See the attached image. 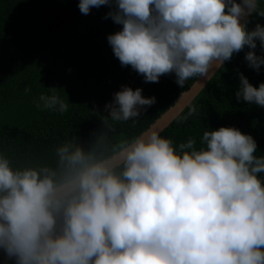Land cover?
I'll list each match as a JSON object with an SVG mask.
<instances>
[{
    "label": "clouds",
    "instance_id": "obj_1",
    "mask_svg": "<svg viewBox=\"0 0 264 264\" xmlns=\"http://www.w3.org/2000/svg\"><path fill=\"white\" fill-rule=\"evenodd\" d=\"M264 0H79V10L109 6L122 25L107 39L122 66L145 82L175 73L183 86L222 68L245 46L259 71L257 40L241 19L264 17ZM237 100L264 107V83L241 73ZM212 77H208L211 79ZM56 89V88H53ZM30 88H25L29 92ZM156 102L122 86L106 104L104 130L88 148L78 137L55 147L51 161L13 166L0 152V249L16 264H264V157L234 127L205 130L201 147L174 146L154 127L120 139L115 124L136 121ZM38 109L67 112L58 94ZM196 114L190 106L188 116ZM184 117V120L188 118Z\"/></svg>",
    "mask_w": 264,
    "mask_h": 264
},
{
    "label": "trees",
    "instance_id": "obj_2",
    "mask_svg": "<svg viewBox=\"0 0 264 264\" xmlns=\"http://www.w3.org/2000/svg\"><path fill=\"white\" fill-rule=\"evenodd\" d=\"M78 4L79 0H0V152L12 159L14 167L51 161L55 147L70 136L88 148L94 135L104 130L105 105L113 102L122 86L142 89L145 98L155 97L156 102L144 106L135 122L115 124L120 139L140 135L197 78L180 86L175 73H170L158 83L145 82L130 65H121L108 43L110 34L122 30V25L105 18L112 9L93 7L84 15ZM257 24L264 26V17L253 13L247 29ZM250 50L245 46L234 53L190 105L196 114L188 116L189 106L161 136L177 147L194 138L199 148L205 130L234 127L251 135L257 143L254 155L264 157V107L236 98L239 74L254 87L264 83V65L257 71L245 59ZM254 51L264 57L259 40ZM53 92L68 103L67 112L36 107L42 93ZM258 175L264 181V173ZM0 264L16 262L0 249Z\"/></svg>",
    "mask_w": 264,
    "mask_h": 264
},
{
    "label": "water",
    "instance_id": "obj_3",
    "mask_svg": "<svg viewBox=\"0 0 264 264\" xmlns=\"http://www.w3.org/2000/svg\"><path fill=\"white\" fill-rule=\"evenodd\" d=\"M250 16L243 17L241 23L248 22ZM227 61L224 62L226 64ZM220 70L218 65L213 64L210 68L208 77H214L216 73ZM208 77H197L195 82L191 87L176 100V102L157 119L150 127H154L158 130H161L160 134L168 128L182 113L188 108L196 97L204 90L208 83L212 80ZM148 129V130H149Z\"/></svg>",
    "mask_w": 264,
    "mask_h": 264
}]
</instances>
